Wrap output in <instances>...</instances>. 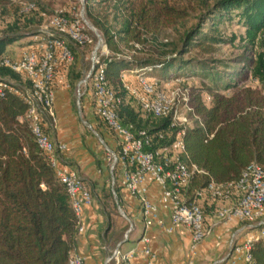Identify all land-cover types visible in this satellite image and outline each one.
<instances>
[{
  "label": "trees",
  "instance_id": "16d2710c",
  "mask_svg": "<svg viewBox=\"0 0 264 264\" xmlns=\"http://www.w3.org/2000/svg\"><path fill=\"white\" fill-rule=\"evenodd\" d=\"M2 1L0 17L8 6L14 5L19 19L15 23L28 20L31 25L26 24L23 30L12 34L2 33L0 54L8 44L36 34L44 12L53 13L36 0H8V6ZM85 1L87 16L110 51L108 56H101L108 84L123 98L128 95L120 78L123 71L168 82L193 76L183 72L192 65L205 69L204 60L192 64L194 61L184 60L182 55L190 48L206 54L215 52L225 41L218 35L219 24L235 13L245 28L246 51L233 59L213 60V65L225 70L213 74L214 86L205 93L212 98L211 106H206L200 91L191 88L192 104L204 126L190 127L184 142L189 156L187 163L202 172L193 173L183 192L184 198L187 202L197 199L199 203L202 198L199 193L211 181L236 180L252 162L264 165V0H212L211 4L204 0L208 12L202 23L205 26L200 24L186 33L180 56L175 52L176 56L162 61H141L134 57L129 60L118 50L119 43L129 52L134 50L133 41L143 44L142 29L146 24L142 21L148 9L137 10L130 0H102L97 4L94 0ZM26 2L35 4L29 12L22 10ZM34 18L39 22L35 24ZM0 79H6L17 89L29 85L8 67H0ZM27 107L23 98L10 89L0 97V264H68L70 250L79 236L77 217L65 186L39 148L31 127L20 119ZM120 115L123 124L135 129L150 132L168 129L166 118L142 116L125 100ZM170 141L166 138L160 144L168 145ZM251 254L255 264H264V235L252 242Z\"/></svg>",
  "mask_w": 264,
  "mask_h": 264
},
{
  "label": "built area",
  "instance_id": "2783aa9c",
  "mask_svg": "<svg viewBox=\"0 0 264 264\" xmlns=\"http://www.w3.org/2000/svg\"><path fill=\"white\" fill-rule=\"evenodd\" d=\"M79 2L84 8L83 0ZM34 6L33 2H26L22 10L29 12ZM43 17L38 32L29 37L30 46L24 48L18 58L0 54V67H8L25 75L29 83L28 86L17 89L6 79H0V97L10 89L27 103V110L20 119L29 124L57 179L65 186L77 217L78 233L82 234L85 231L83 210L93 206L94 195L82 180L79 171L65 161L63 152L67 144L56 143L48 133L47 124L49 122L50 125H55L57 122L54 86L57 80L61 81L63 78L58 77L60 68H68L75 62L72 44L82 47L93 43V34L99 39L100 36L96 28L85 19L82 10L68 13L64 8H58L52 14L44 12ZM99 44L104 45V42H98ZM98 45L89 57L88 69L76 84V92L79 100L86 94H92L96 114L116 135L115 146L108 148V183L111 193L117 199L118 188L120 191L126 189L138 201L144 230L156 226L171 233L176 226L185 225L192 235L194 255L196 246L210 234L211 228L205 224V214L197 199L187 202L183 193L193 173L198 170L195 165L187 163L189 156L184 136L190 127L204 126L192 104L191 88L182 84V79L163 82L144 74L123 71L120 78L128 95L135 99L145 115L166 118L168 129L150 132L125 125L120 115V107L125 98L108 84L105 63L101 61V56H108L110 51L105 46L104 52L98 53ZM132 53L127 52L124 56L131 60ZM127 72L136 77L138 87L128 83ZM211 99L209 95L203 97L205 103ZM166 138L171 140L170 144L161 145L160 142ZM153 183L160 187V203L149 197V186ZM199 194L212 200H220L216 216L223 222L232 219L253 222L246 224L243 230L258 231L249 234L243 242L238 241V231L233 233L230 247L234 261L255 264L251 254L252 242L264 235V165L252 162L243 169L238 179L211 181ZM161 207L169 213L168 222L161 213ZM122 213L125 215L123 211ZM133 228L134 224L129 220V228L123 240L110 248L104 264H136L134 260L139 252L146 256L147 263L155 261L156 254L145 233L139 238L142 246L123 249V243L130 240ZM189 263L192 264V260ZM68 264L89 263L87 257L74 246L70 250Z\"/></svg>",
  "mask_w": 264,
  "mask_h": 264
},
{
  "label": "rangeland",
  "instance_id": "374dc122",
  "mask_svg": "<svg viewBox=\"0 0 264 264\" xmlns=\"http://www.w3.org/2000/svg\"><path fill=\"white\" fill-rule=\"evenodd\" d=\"M15 1V0H13ZM29 1V0H28ZM38 4L49 11H55L58 8H66L67 12L70 13L74 11L76 13L83 11L85 19L95 27L89 20L87 16L86 1L83 0L84 8H82L81 2L79 0H36ZM95 4L102 0H94ZM133 3L135 9H141L145 7L148 9V13L142 24H146V28L142 29V43L133 41L135 47L130 50L135 59L141 61L154 60L162 61L164 59L176 56V53L180 56V51L183 46V37L188 32H192L200 24H204L207 20V7L204 6V0H130ZM8 6V0H3ZM209 4L212 0H208ZM103 5V3H101ZM8 11L2 13L0 17V35L2 33H14L17 30H23L28 20H22L18 24V16L14 10V5L7 7ZM233 16L226 17L225 21L219 24L218 35L224 38L225 41L217 46L215 52L206 54L198 49H189L182 56L184 60L194 61L192 64L196 63V60H204L207 62L205 69L197 66H191L184 69L183 72L193 75L185 77L182 80V84L193 88V90H198L201 92L202 96L208 93V88L214 86L213 74L216 72H221L225 70L223 67H217L213 65L214 59H233L234 57L244 53L246 51V38H245V28L239 21V18L235 16V13H231ZM180 16V17H178ZM119 19H123L122 16ZM35 24L38 23V19L34 18ZM33 24V23H32ZM202 26H205L203 25ZM208 24V23H207ZM206 24V25H207ZM205 31H209L208 27H203ZM146 30V31H145ZM100 39L93 34V43L86 44L80 47H72L75 50V62L68 68L61 67L58 72V77H63L55 82L56 85L70 86L71 96H72V114L73 123H69L67 120L66 125L61 126L64 130H70L74 132L77 136V140H81V145L77 146L74 150H82L85 148L86 155L94 160L87 165V168L96 173V181L94 183L99 184V193L96 202L98 208L96 210L97 214L101 216V222L99 226L97 225L90 231L91 233L98 234L97 246H101L97 249L98 258L100 260L99 264H104L105 258L107 256L110 248L114 247L118 240L123 239L125 232L129 228V220L134 224L133 231L130 234V239L137 236L141 231L142 220L136 219V217L130 213L127 207L126 201L122 198L121 192L118 194V198L112 195L110 190V185L108 183L109 178V149L115 146L116 135L110 129H106L105 124L99 118L95 112L93 105L92 94H86L81 100L77 97L76 84L83 75V72L89 67V57L94 51L98 42H103L99 31ZM233 38V39H232ZM232 39V40H231ZM196 41V40H194ZM29 37H22L21 39L8 44L5 47L4 55L16 59L19 57L21 50L28 45H30ZM105 45H98V53L104 52ZM119 49L121 52H129L128 48L124 46L123 43H119ZM176 52V53H175ZM216 66V67H213ZM21 81H26V77L23 74H19ZM186 76V75H185ZM7 79L10 78L6 77ZM127 81L131 86L138 87L136 77L133 74L127 72ZM79 101V102H78ZM130 104L131 108L138 114H145L140 110L139 105L135 99L129 95H125V104ZM212 100L205 103L206 106H211ZM57 120V119H56ZM58 122L55 125L48 122L47 130L49 134L53 137L57 132ZM60 127V126H59ZM53 139V138H52ZM54 140V139H53ZM83 144V145H82ZM78 153V152H77ZM74 167V166H73ZM78 170L76 167H74ZM79 171V170H78ZM80 174V173H79ZM94 176V175H93ZM99 180V181H97ZM221 203L220 200H212L208 197H202L199 204L203 208L204 214L206 215L208 210L215 211L218 204ZM125 213V215L122 213ZM140 218V217H139ZM129 219V220H128ZM85 231L79 236L84 235ZM78 236V237H79ZM78 239V238H77ZM77 247V243L76 246Z\"/></svg>",
  "mask_w": 264,
  "mask_h": 264
},
{
  "label": "crops",
  "instance_id": "0c3cea01",
  "mask_svg": "<svg viewBox=\"0 0 264 264\" xmlns=\"http://www.w3.org/2000/svg\"><path fill=\"white\" fill-rule=\"evenodd\" d=\"M22 50H24V48ZM21 52L19 53V56ZM54 110L58 122L57 132L55 135L53 134V137L50 134L49 135L56 143L64 142L67 144V148L63 152L65 161L72 167L74 166L79 170L82 180L91 189L94 195L93 206L87 207L83 210V224L87 233L78 237L77 249L87 257L89 264H99L100 260L98 258L97 249L98 247L101 249V246H97L98 234L91 233L90 231L88 232V230L93 229L97 225L99 226V223L101 222L100 214L96 213L98 205L95 200L98 195L100 196V194H98L100 191V185L94 183L97 178L96 173L93 172L91 168H87V165L90 164L94 158L86 155L85 148L82 150L78 149L77 151L74 150L77 146L81 145V140L76 139L77 135L74 132L61 128V126L66 125L67 120L70 124L73 123L70 86L56 85ZM120 192L122 198L127 203L130 213H132L136 219L142 220L138 201L131 197L126 189H121ZM160 192V187L157 184H150L149 197L156 203H160ZM233 202L234 200L231 201V203ZM161 213L166 222H168V211L161 207ZM251 223L238 219L223 222L216 216L215 211L208 210L205 215V224L211 228V232L200 244L196 246V253L193 255L192 235L190 230L185 225H178L175 227L173 232L167 233L156 226L148 230H144L142 221L140 233L129 241L124 242L123 249L128 250L136 246H142V244L139 243V238L143 233H145L150 239L151 249L156 254V259L152 264H190L189 262L191 260L192 264H245L242 260L234 261L232 259L230 237L233 233L238 231V241L243 242L249 234L258 231L256 229L243 230V227L246 224ZM146 259V256L139 252L134 261L136 264H149Z\"/></svg>",
  "mask_w": 264,
  "mask_h": 264
}]
</instances>
